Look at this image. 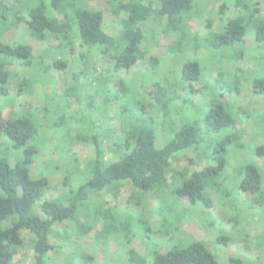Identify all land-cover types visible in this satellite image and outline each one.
Returning a JSON list of instances; mask_svg holds the SVG:
<instances>
[{
	"label": "trees",
	"instance_id": "1",
	"mask_svg": "<svg viewBox=\"0 0 264 264\" xmlns=\"http://www.w3.org/2000/svg\"><path fill=\"white\" fill-rule=\"evenodd\" d=\"M7 1L0 0L1 31L7 30L10 16L19 11L32 38L38 42L50 38L55 44L48 46L38 60H41V66L44 60L48 62L43 69L44 73L49 74L51 69L67 71L71 51L77 42L80 47L88 49L78 53L76 60H85L86 63L90 60V71L79 62L82 67L72 77L85 80L92 77L89 82L90 90L100 100V104L104 105L103 109L113 107L119 133L115 138L112 136L111 144H107L101 141V131L94 127L97 125H87L85 138L92 156L85 162V171L82 173H79V166L68 171V174L80 176L81 180H85L84 183L74 189L66 188L62 195L66 194L63 201L57 198L48 201L45 199L48 179L40 176L32 178L30 174L36 148L38 144L42 145L38 141L37 127L30 118L31 115L21 111L7 121L2 129L4 146L0 153V264L12 263L14 251L22 244V230L32 237V264H49L48 254L54 248L50 244V239L54 238V226L73 221L81 215L87 217L85 220L90 219L92 226L93 222L101 223L104 234L119 235L126 242H132L137 236L133 235L131 239L126 236V221L136 222L137 214L131 210L123 212L119 206L114 213L106 208L103 200L95 203L89 201L91 196H98L102 191L115 196L124 184L133 188L132 199L136 200L141 194L148 192L157 196L155 213L162 216L157 233L164 236L168 234L169 227L185 219L193 211L209 215L208 211L213 209L214 204L207 190L215 189L219 192V187L222 186L218 183L219 179L226 176L229 166L237 170L236 186L242 194L255 196L257 200L264 198V161L245 163L243 158L238 157V152L244 150L246 144L240 138L241 131L235 129L234 116L226 113L218 101L220 91L207 94L208 99L202 105L203 108L205 105L207 107L203 119H189L179 128L173 127L180 110L191 106L180 95L183 82L188 79L200 83L202 68L197 62L187 65L181 63V74L174 79L165 76L160 80L142 82L140 76L143 74L140 73L139 82L119 79L113 84L114 88H110L114 77L138 65V60L144 56L140 50L142 46L148 49L163 47L164 53L172 58L184 55L189 38L186 17L198 0H154L156 7L144 0H108L113 15L119 19L117 31L113 35L104 33L102 13L90 9L84 0H23V5L20 6L17 5L18 0H14L13 7ZM255 1L257 0H236L235 8L239 11L232 18L227 17V7L223 3L218 7L220 42L213 44L212 50L237 45L244 47V42L249 37L257 47L264 45V17L257 10ZM160 27L166 39L165 44L158 43L157 40ZM94 50L107 53L110 59L109 67L102 75L97 71L98 61L92 55ZM33 57L29 45L19 42L9 44L0 40V97L7 94L5 87L11 77L5 67L18 64L30 70ZM261 61V67L254 72L256 77L250 81L251 90L257 96L264 95V56ZM156 68H159L158 64L147 71L152 75L157 72ZM40 70L41 68L36 67L34 72L38 73ZM45 78L46 76L41 85ZM91 82L95 84L92 85ZM144 84L150 86V92L144 95L145 99L141 97L139 100L136 94ZM201 86L207 89V84L201 83ZM215 87L220 89L217 85ZM186 95L189 96V93ZM179 101L181 105L178 106ZM148 104L154 105V108L149 109ZM54 106L53 111L49 108L42 111L46 117L54 113L61 116L55 121V126L62 135L63 142L72 144L71 131H81L79 126L74 128L78 120L65 117L64 109L57 103ZM196 109L188 108V111L194 112ZM27 112L36 115L37 110ZM159 118L161 125L171 133V137L161 145H158L156 133ZM251 119L254 125L262 119L261 132H264V118ZM203 121L206 122L204 126L201 124ZM261 139L264 140V136ZM60 150L66 153H63L65 156L71 151L70 147ZM197 152L211 158L216 165L206 166L190 174L172 168L171 162L176 155L188 156ZM106 154L109 155L107 159ZM263 155V147L257 148L253 153L254 157ZM73 161L76 162L75 157ZM52 168L56 170L58 166L53 164ZM168 176L176 183L171 190ZM166 191L176 201H167L168 207L164 206L160 198V194ZM181 201H186V204ZM223 204L226 207V201ZM170 215L179 219L173 225L170 223ZM142 220L143 226L146 221ZM143 233L145 236L140 240L150 239L152 234L148 225L143 227ZM95 236L97 242L101 243L103 237L100 231ZM218 241L224 242V237H219ZM176 242L174 236L166 241L162 240L160 243L166 244L165 250L154 256L153 264H217L216 257L203 242L192 239L185 247H177L179 245ZM256 245L264 250V235L256 238ZM125 255L132 264H148V255L140 256L133 250L126 251ZM228 264H264V259L241 261L229 258Z\"/></svg>",
	"mask_w": 264,
	"mask_h": 264
},
{
	"label": "rangeland",
	"instance_id": "2",
	"mask_svg": "<svg viewBox=\"0 0 264 264\" xmlns=\"http://www.w3.org/2000/svg\"><path fill=\"white\" fill-rule=\"evenodd\" d=\"M84 1L90 9L102 13L104 33L108 35L115 34L119 19L113 15L108 0ZM144 1L151 2L156 7L154 0ZM222 3L227 7L226 13L229 18L234 17L236 12L239 11L235 8L236 0L195 1L194 8L186 17L189 38L184 55L172 58V56L168 57L164 53L163 47L158 46L148 49L142 46L140 50L144 53V56L138 60V65L114 77L110 82V88H114L113 84L119 79L139 82L140 73L143 74L140 76L142 82L150 81V79L160 80L165 76L174 79L181 74V63L187 65L190 62H197L202 68L199 77L200 83L191 82L188 79L183 82L184 85L181 86L180 95L191 106L181 109L179 114L176 115L178 119L175 117L174 129L179 128L189 119H203L207 111L206 105L203 108V104L208 99L207 94L211 91L213 93L220 91L218 101L222 104L226 113L232 117L234 116L235 129L241 131L240 138L242 143L246 144L245 149L238 152V157L243 158L245 163L254 161L262 163L264 155L253 156L257 148L263 147L264 149V140L261 139L264 136V132H261L262 119L258 120L257 125H254L251 117L264 118V95H255L251 90L250 81L256 77L254 72L261 67L264 45L257 47L253 39L249 37L244 42V47L243 45H237L212 50L211 46L220 42L218 7ZM255 3L257 4V10L264 17V0H257ZM7 4L13 7L14 0H8ZM20 4L23 5V0L17 1V5L20 6ZM249 10H251V7ZM1 26L0 24V31ZM6 29L0 32V40L9 44L17 42L27 44L32 48L34 57L32 58L30 70L29 68L20 67L18 64H9L5 67L11 77L5 87L7 94L0 97V153L4 146L2 135L4 125L18 112L26 111L23 114L31 115L29 117L33 119V123L37 127L38 141L42 144H38L36 148V156L30 167L31 177L37 178L40 176L48 179L46 200L51 201L57 198L63 201L66 194L65 196L62 195L66 188L69 187V190L74 189L85 181L84 179L81 180V177L76 174H68V171L75 168L74 166H79V173H82V171H85V162L92 156L91 148L85 138L86 126L97 125V127H94L97 131H101V141L111 144L112 136L115 138L119 133L118 122L114 118V109L113 107H105L107 110L103 109L104 105L100 104L97 97H94L89 85L92 77L87 80L72 77L73 73L79 71L82 67L79 62L85 65L88 72L91 69L88 66H92L90 60H87V63L85 60H76L78 53L88 51L87 48L80 47L79 42L75 44L71 51L67 71L51 69L48 74L43 72L48 62L46 63L43 59L44 63L41 66V60H38L48 46L55 45L51 39L47 38L43 42H38L32 38L25 19L19 11L10 16ZM157 36L158 43L165 44L166 39L161 32V27L158 28ZM92 55L98 61L97 71L99 75H102V72H105L109 67L110 59L107 53L104 54L96 50L92 52ZM49 63H51L50 60ZM154 64H158L159 68H156L157 72L155 74L151 72V75L147 69L154 66ZM36 67L41 68L40 72H34ZM44 76L46 78L43 85H41ZM91 83L92 85L95 84L94 82ZM201 83L207 84V89H204ZM216 85L220 89H217ZM148 92H150V86L144 84L138 89L136 98L139 100L141 97L145 99L144 95ZM187 93H189V96L186 95ZM56 103L61 109H64L65 117L78 120L74 128L79 126L81 131H71L72 144L66 143V141L63 142L62 135L58 133L59 130L55 126V121L59 120L61 116L54 113L46 117L42 111L44 108L53 111ZM179 105H181L180 101ZM196 107L198 108L196 109ZM148 108L152 109L154 105L148 104ZM188 108L196 110L189 112ZM27 110H37V116L34 113L27 112ZM195 116L197 117L195 118ZM92 123L93 125H91ZM201 124L204 126L206 122L203 121ZM251 131H253L252 139L249 138ZM105 133L109 134V137ZM156 133L158 145L163 144L171 137L170 130L161 125V118H159L156 125ZM259 133L261 134L260 137L258 136ZM68 147L71 151L65 156L63 154L65 152L60 149L63 150ZM73 157L76 158L75 163ZM105 158H109V155L106 154ZM53 164L58 166L56 170H53ZM171 165L178 172L190 174L200 171L206 166H214L216 162L197 152L190 153L188 156L178 154L172 160ZM231 168L229 166L227 172H225L226 176L219 179L218 183L222 185L219 187V192L215 189L207 190L214 204L213 209L208 211L209 215L204 213L201 215L193 211L191 215L177 223L175 222L179 219L170 215V223L172 225L175 223V225L169 227L168 234L165 236L157 233L162 216L155 213L158 203L156 195L148 192L141 194L136 200L132 199L133 188L129 184H124L115 196L107 191H102L98 196H91L89 198L90 202L95 203L103 200L106 208L114 213L117 211V206H119L123 212L131 210L137 214L136 222L126 221L127 228L125 230L126 236L130 239L133 235L137 238L132 242H126L119 235L104 234L101 223L95 224L93 222V227L89 222L90 219L85 220L87 217L84 218L81 215L73 221L69 220L62 224L57 223L54 226V238L50 239V244L54 248L48 254L49 264H132L126 259L125 255V252L129 250L135 251L140 256L148 255V264H153L154 256L165 250L166 244L160 242L173 236L177 239L176 245H179L177 247L187 246L192 242V239L203 242L216 257L217 264H228L229 258H238L241 261L255 258L263 260L264 250L257 248L256 238L259 239L264 235V198H262L263 200H257L255 196L242 194L236 186L237 170ZM168 183L171 185L170 190L176 184L171 181L170 176H168ZM160 198L166 207H168L167 201L176 202L173 201L171 193L167 191L160 194ZM223 201H226V207ZM181 203L186 204V201H181ZM175 206L173 205V207ZM140 220L146 221L147 224L144 223L142 226ZM211 222H214V224H211ZM147 225L152 235H150V239L140 240L142 236H145L143 227L145 228ZM99 231L103 237L101 243L97 242L95 236ZM219 237H224V242L218 241ZM21 239L22 244L20 248L14 251L11 264H32V237L27 231L22 230Z\"/></svg>",
	"mask_w": 264,
	"mask_h": 264
}]
</instances>
